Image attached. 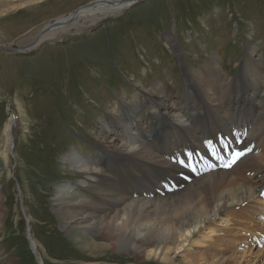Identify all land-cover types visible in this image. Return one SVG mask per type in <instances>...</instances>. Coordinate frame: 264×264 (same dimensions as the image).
I'll list each match as a JSON object with an SVG mask.
<instances>
[{"label":"rangeland","instance_id":"rangeland-1","mask_svg":"<svg viewBox=\"0 0 264 264\" xmlns=\"http://www.w3.org/2000/svg\"><path fill=\"white\" fill-rule=\"evenodd\" d=\"M89 1L93 0H0V44L5 47L0 48V264H84L94 256L91 249L97 251V257L90 264H204L199 251L209 249L210 239L205 247L194 245L187 252L173 254V259L160 255L156 260L106 247L101 236H95L99 239L92 242L80 238L77 230L68 231L63 225L68 221L65 214L54 208L55 185L66 179L77 182L83 176L78 171L72 172L60 158L64 151L76 147L82 155L98 160L107 174L102 171L97 185L79 186L77 190L88 195L97 206L108 203L107 207L114 206L111 199L118 191L130 192L138 198L133 192L139 195L140 191L132 189L147 190L157 179L164 184L168 178L178 177L177 188L172 191H164V186L156 183L152 194L145 195L164 202L173 199L172 195L194 177L215 170L229 171L242 160L250 164L249 152L257 145L254 142L257 138L249 130L256 126L253 124L257 119L252 116L253 109L248 113L251 99L246 100V88L241 86L249 83L251 64L261 68L264 78V0H146L19 52L31 45L38 28ZM169 35L174 37L185 57L184 69L187 66L193 72L200 70L209 57L228 81L239 86L228 91L214 77L208 80L195 77L196 82L192 84L180 68L177 52L167 43ZM250 48L255 49L252 54L255 60L249 58ZM156 82L170 85L173 95L168 96V102L176 106L184 101L188 86L187 92L193 90L194 94L191 108L200 109L205 117L196 119L198 113H195L194 118H186L188 122L179 127H189L188 133L175 129L165 132L162 153L156 151L154 144L148 145L144 156L149 155L152 160L143 156V163H135L119 157L112 163L102 153L100 156L101 151L94 145L99 140V121L104 115H110L109 105L118 101L120 106L117 94L124 91L132 99L136 87L151 92ZM238 90L241 97L237 110L232 109L229 115L225 108L228 97L235 96ZM206 91L216 92L220 103L218 112L211 111L214 103L209 105ZM203 99H207L205 106ZM155 104L151 97L143 98L142 108ZM9 118L13 126L7 155L3 128ZM202 120H207V130L203 129ZM260 120L264 121V117ZM221 131L227 132L222 139L219 138ZM251 131L258 133L259 129ZM231 134L242 143H237ZM259 134V137L264 134L263 129ZM108 140H103L105 145ZM213 140L218 143L215 149H202ZM174 142L180 144L177 147L180 150L192 147L194 150L171 154L173 160H170ZM219 148L223 154L215 161L216 168L199 171L197 175L185 169L192 160L208 158ZM234 150L236 156L232 155ZM238 152L241 155L237 157ZM161 161L172 164L162 166ZM113 166L119 167L120 173H115ZM239 175L230 172L229 178L236 176L230 178L236 181ZM99 182L104 183L102 187ZM256 198L260 202L248 199L245 204L240 203L241 213L231 210L228 225H216L218 230L214 234L224 237L227 243L224 256L235 257L236 262L232 264L264 262V203L261 202L264 194H257ZM65 211L73 215L72 209ZM260 250L262 254L256 256ZM190 259L194 263H188Z\"/></svg>","mask_w":264,"mask_h":264},{"label":"bare ground","instance_id":"bare-ground-1","mask_svg":"<svg viewBox=\"0 0 264 264\" xmlns=\"http://www.w3.org/2000/svg\"><path fill=\"white\" fill-rule=\"evenodd\" d=\"M144 1L146 0L89 1L85 5L77 7L73 11L59 16L53 21L48 22L42 27L38 28L39 30L35 32L36 34L35 36H33L31 45L29 44L28 46H25V48L20 49L19 52H24L33 48L34 46L39 44L41 40H49L55 38L59 34L67 33L71 28L78 29V26L84 25L87 22H95L100 18L115 15L125 8L131 7L136 3H141ZM169 36L171 38H167V43L172 47V49H175V51L177 52V55L180 57L181 61L180 68L185 71V76L190 79L192 84H195L196 82L195 77H203L207 80L209 77H214L221 83L222 86L227 87L228 91L232 90L236 86H239L237 82L233 84L231 83L232 80L228 81L225 75L219 70L217 66H215L214 62L209 57L206 58L205 64L203 66H200V70H195L193 72L191 68L187 66L186 69H184V65L186 63L185 57H183L184 55L182 56L181 49L179 48L174 37L171 35ZM2 45L3 44H0V48L4 47ZM7 48L8 47H6V49ZM254 50L255 49L250 48V60H255L254 57H252ZM209 68H211L212 71H210ZM249 68H251L250 72L252 74L251 77H249L247 80L249 81V83L247 82V84L241 87L246 88V100L251 99L247 110L248 113L250 109L254 110L255 114L252 112V116H255L257 120H255L253 125H256L259 129L258 133H253L251 131L255 130L254 132H257L256 126H251L249 130L251 135L257 138L254 141L255 143H257V145L255 144V148L251 149V152H249L251 156L247 155L250 164L246 165L247 162H243L242 160L240 163L238 162L237 165L233 164V167L230 168L231 170L229 171L214 169L215 171H210L194 177L195 179L191 181L185 188L176 191L172 195L173 199H167L164 202H161V199L154 201L148 197H145V195L152 194L153 190H155L153 187L156 186V183H161L165 188L164 191H169V189L162 183V181H159L157 179L153 181V185L151 184L152 187L147 190L132 189L140 191L139 195L132 191L134 196L136 195L138 196V198L133 197L130 192L126 194L123 191H118L117 194L115 193L117 196L111 199L114 206L107 207L108 203H106L107 205L101 204L97 206L96 204L92 203L88 195L84 194L82 191L77 190L79 186H81L82 188H86L88 187L87 185H97L98 180L101 177L100 173L102 171H104L105 173L106 170L102 165L99 164L98 160L95 157L93 158L91 156L82 155L76 149V147L75 149H67L62 153L60 161L66 167H70L72 172L78 171L83 176L82 178H78L77 182L66 179L65 182H58L55 185V196L52 198V200L54 201V208L56 211L60 210L61 214L63 211V214H65V218L68 219L67 222L63 223V225L66 226L67 230H77L80 238H87L92 242L99 239H95V236H101V239L104 240L106 247H115L117 248V250L132 254L134 257H143L146 255L148 257H153L156 260L157 258H160V255L164 258H168V256H171V258L173 259V254L177 256V253L179 252H187L188 250L195 248L194 245L197 247L204 245L206 246L208 239H210L209 244L207 245V248L209 249L199 251V256L203 263L232 264L235 261V257L232 258L233 254L230 256H224V253L228 250L226 249V247H224L227 246V243L224 242V237L214 234L215 231L218 230L216 228V225H228L227 223L230 221V213H241L243 211L241 210L242 207L241 209H239L240 203L245 204L244 201H247L248 199H255L258 201L259 199L256 198V195L264 194V134H261V136L259 137L260 129H263L264 132V121L260 120V118L264 117V78H262L261 76L262 70L258 65L251 64ZM232 79H237V77ZM136 88L137 89L134 90L135 93L132 96V99H129L124 91L118 93L117 95L120 106L117 103V100V102H115L113 105H109L110 115H104L99 121L98 129L96 128L97 130H99L100 135L97 138L99 140H97L96 143L94 142V145L101 151L100 156L102 153V155H105L107 160L112 163L113 161H117L119 157H122L123 159H126L130 162L136 161L143 163L142 158L146 157L151 159L149 155L144 156L146 150L149 148L147 147L148 145L154 144L156 151L158 150V152L160 153L165 150L163 148L165 146V132L175 129L182 130L181 133H188V131L190 130L189 127H179V125L184 126L188 122L186 118L190 119V117H193L195 113H198L196 119H200L203 116L205 117L204 113L202 114L200 109L191 108L194 103V94L193 90L191 91V93L187 92V90L189 89L188 86L185 90L186 94L184 96V101L178 106L168 102V96L173 95V89L170 87V85L167 86L165 84H162L161 82H156L151 87V92L139 89L138 87ZM196 90L197 89H195V91ZM239 92L240 91L238 90L235 96H229L228 102H225V108L227 111L226 113H228L229 115L231 114L232 109L237 110L236 108L238 107V99L241 97L239 96ZM204 93L207 96V102H209V105H211L210 102L214 103L213 106L211 105L213 107L211 111L213 113L218 112L220 103L218 101L219 98L215 94L216 92L212 93L210 91H206ZM147 97H151L156 101L157 104L151 105L150 107L144 109L142 108L143 98L145 99ZM206 100L204 101L203 99L202 103L204 106L206 105ZM163 109L164 112H161V110ZM143 114L146 115V118H143ZM241 114L243 113L240 110V115ZM153 119H155V121H152ZM206 122L207 120H202L203 129H206ZM12 126L13 123L11 125V118H9L8 122H6L3 128V134L5 136L6 143L5 154L7 155L10 151V136L12 137ZM166 127H168V129L164 131V128ZM225 133L224 136H226ZM228 135L229 134H227V136ZM108 138L109 140L105 145L103 140ZM161 140L164 141L161 142ZM179 145L180 144L176 145L175 143V146H173L174 148L171 149L172 151L168 156L170 160H173V155H181L186 151L191 153V151L194 150V147L186 148V150H180L178 149ZM195 149L197 150L199 148L195 147ZM234 152L235 150L232 153L233 156L235 155ZM222 154L223 149L219 148L218 150H214L208 158L216 161L221 158ZM233 158L235 157H232V159ZM122 162H124V160ZM161 162L162 163L160 165L162 166H168L172 164L166 161ZM229 162H231V160ZM210 163L211 162L206 163L200 171L216 168L218 165L217 162H215L216 165H210ZM125 166H127V164ZM113 167L114 168L112 169H114L115 173L119 172V167ZM174 167L175 165H173V168L170 170L173 171ZM158 170L161 171L162 169L157 168V171ZM187 171L191 174H194L193 170L190 168H188ZM230 172L234 173L236 176L240 174L236 181L232 180L233 178H236V176L233 178L230 177L232 179L229 178ZM198 173L199 172H197V174ZM157 176H159L160 178V175ZM106 177L107 176H105V178ZM103 184L104 183L99 182V185L101 187L103 186ZM161 187H158V189ZM261 202L264 203V201ZM235 206L238 208L237 210H233ZM66 208L67 210L72 209L73 215L69 214L68 211L64 212V209L66 210ZM55 210L54 213L56 214ZM260 214L261 213H259V215ZM1 215L2 212L0 209V219ZM70 225L73 226L70 227ZM214 235L217 237L216 242L213 241ZM259 235L261 236L262 233ZM261 237H263V235ZM91 251L94 253V256L89 257L92 261L89 260V263L83 262L84 264L92 263L94 261V258L97 257L95 255L97 251L95 249H91ZM260 254H262L261 250L258 252V254L256 253V256ZM206 259H209L210 262H207ZM187 262L194 263L191 259Z\"/></svg>","mask_w":264,"mask_h":264},{"label":"snow or ice","instance_id":"snow-or-ice-1","mask_svg":"<svg viewBox=\"0 0 264 264\" xmlns=\"http://www.w3.org/2000/svg\"><path fill=\"white\" fill-rule=\"evenodd\" d=\"M239 155H241V154H240V153H238V154H237V157H238Z\"/></svg>","mask_w":264,"mask_h":264},{"label":"water","instance_id":"water-1","mask_svg":"<svg viewBox=\"0 0 264 264\" xmlns=\"http://www.w3.org/2000/svg\"><path fill=\"white\" fill-rule=\"evenodd\" d=\"M10 49V48H9Z\"/></svg>","mask_w":264,"mask_h":264}]
</instances>
